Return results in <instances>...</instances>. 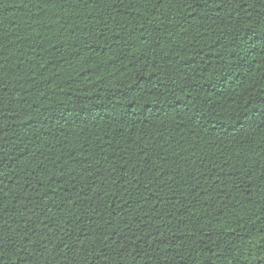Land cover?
I'll list each match as a JSON object with an SVG mask.
<instances>
[{
  "label": "trees",
  "instance_id": "16d2710c",
  "mask_svg": "<svg viewBox=\"0 0 264 264\" xmlns=\"http://www.w3.org/2000/svg\"><path fill=\"white\" fill-rule=\"evenodd\" d=\"M262 55L264 0H0V264H264Z\"/></svg>",
  "mask_w": 264,
  "mask_h": 264
},
{
  "label": "snow or ice",
  "instance_id": "6c2138e0",
  "mask_svg": "<svg viewBox=\"0 0 264 264\" xmlns=\"http://www.w3.org/2000/svg\"><path fill=\"white\" fill-rule=\"evenodd\" d=\"M261 59L264 60V55L261 56ZM260 75L264 76V72H262ZM245 103L250 105L249 115L245 117V126L251 127L256 122L257 115L251 112V108L257 109L260 124L264 125V88L260 90L259 96L253 95V98L250 101H245ZM237 115H239V113H237Z\"/></svg>",
  "mask_w": 264,
  "mask_h": 264
}]
</instances>
